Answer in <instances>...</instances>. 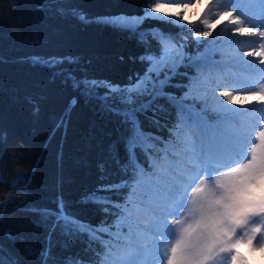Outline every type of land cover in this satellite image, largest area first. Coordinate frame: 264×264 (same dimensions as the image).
I'll return each mask as SVG.
<instances>
[{
  "label": "trees",
  "instance_id": "1",
  "mask_svg": "<svg viewBox=\"0 0 264 264\" xmlns=\"http://www.w3.org/2000/svg\"><path fill=\"white\" fill-rule=\"evenodd\" d=\"M39 3L40 0H0V133L4 136L0 138V216L3 217L0 244L18 257L21 264H41L50 225L41 212L55 208L53 201L62 195L80 220L93 226L106 222L109 227H115L91 245L86 236L69 238L57 230L51 237L54 260L75 257L81 264H110L115 260L111 248H116L119 242L113 232L118 230V221L125 217V208L133 197L149 203L146 182L143 178V183H139L141 177L137 173L131 186L121 185V191L114 197L120 207L112 215H106L95 204L83 203L82 197L101 183L97 168L101 161L107 164L111 181L121 179V172L109 155V146H118L123 159L124 146L117 142L129 134L128 127L121 125L118 118L101 117L84 98L71 112L66 127H59V118L76 93L59 79L53 82L47 69L33 66L28 58L71 55L81 60L79 68L83 71H77V75L87 74L125 85L133 74L145 72L142 56L160 51V45L146 35L149 31L159 29L176 37L173 42L184 49L179 65L182 75L178 79L187 87L178 85L171 90L179 97V103L168 109L165 130L157 132L143 117L141 120L146 132L157 133L171 145H182L185 135L181 109L193 107L212 120L221 116L209 107L203 109L205 100L196 98L193 102L195 96L184 99L183 95L184 91H190L189 85L199 71L198 54L211 46L214 32L211 28V35L196 40V33L208 30L198 18L179 25L161 23V18L170 19L163 15L144 20L145 11L153 3H159L158 0H49L51 7L43 11L38 10ZM72 7L93 20L120 14L138 15L143 17L144 32L135 35L117 30L102 20L82 24L69 13ZM58 8H64L65 14L56 11ZM147 41L151 42L150 46ZM214 56L219 57L220 53ZM184 74L187 79H183ZM28 97L39 102L38 113ZM169 156L177 158L172 148ZM145 171L157 176L147 166ZM8 231L17 238L8 239L5 235Z\"/></svg>",
  "mask_w": 264,
  "mask_h": 264
},
{
  "label": "snow or ice",
  "instance_id": "2",
  "mask_svg": "<svg viewBox=\"0 0 264 264\" xmlns=\"http://www.w3.org/2000/svg\"><path fill=\"white\" fill-rule=\"evenodd\" d=\"M170 3L180 6L177 0H170ZM182 6L184 9L190 7L186 3ZM50 7L49 0H40L38 10L43 11ZM56 11L65 14L64 8H58ZM68 11L82 24L103 20L107 26L117 30L129 31L135 35L144 32L143 20L136 23L133 18H127L123 14L107 18L97 17L93 20L74 7ZM161 13L170 17L168 20L161 18V23L176 25L180 24L179 18L183 15L182 12L168 11L165 4L153 3L151 13L145 11L144 20L153 19L152 14ZM222 15L229 17V22L237 33L257 35L251 28L241 26L244 22L233 18L231 12ZM204 23L208 30L196 33V40L211 35L212 22L206 20ZM146 35L151 36L160 45V51L142 56L140 59L141 63L146 65L145 72L133 74L125 85L114 84L112 81L87 74L77 75V71H83L79 68L81 60L71 55H34L28 58L33 66L47 69L53 82L59 79L62 85L76 93L69 99L64 114L59 118V127H66L70 122L71 112L78 106L81 98H84L85 103L93 104L94 111H97L101 117L118 118L121 125L128 127L129 134L117 142V145L122 143L124 146V158H120L118 146L115 148L109 146V155L120 170L121 179L111 181L107 164L103 161L99 162L97 168L101 173L99 177L101 183L86 192L82 202L95 204L106 215H112L113 210L120 207L114 199L121 191L120 186H131L137 173L141 177L139 183H143L147 166L156 171L155 186L160 185L161 176L168 177L166 186L160 190L156 200L167 194L172 197L167 200L168 204H173L176 196H180L179 208H183L185 203L190 204L186 217L171 222L179 226L178 232L172 231L167 221L168 215H180L178 209H161L165 212L163 225L169 230L166 239H171L172 235L176 237L174 243L165 249L166 264H211L221 254H227L231 264H248L246 256L239 251L241 245L246 246L249 251H264V238H260L264 237V223L256 222V218L264 220V193L255 195L258 187L264 188V130L257 133L258 143L250 148V158L235 167L224 163L218 151L210 152L208 160L199 159L196 154L182 157L179 164L171 160L169 157L171 143L157 133L146 132L141 117L156 128L157 132L165 130L168 123L166 117L170 115L168 109L178 106L179 103V97L171 90L178 85L182 88L187 86L183 84L182 79H178L182 75L179 66L167 52V45L176 37L159 29L149 31ZM259 36L264 37V31L259 32ZM161 41L164 43L161 44ZM141 42L145 40L142 39ZM147 42L150 46L151 42ZM249 55L264 57V44L258 52H250ZM261 63H264V59ZM183 79H187V74L183 75ZM183 95L184 99H188L190 92L186 90ZM219 96L224 97V100H220L213 93L212 99L215 103L212 109L220 113L224 119H229V113L237 112V109H229L227 106L229 104L241 106L250 101L264 102V85L259 91L253 90L251 96L237 94V91H221ZM195 99L196 97H193V102ZM27 100L33 105L34 112L38 113L39 102L32 97H28ZM205 106L207 107V104ZM169 133L171 135L170 130ZM0 138H4L3 133H0ZM141 156L144 157L143 161ZM187 165H191V168L189 169ZM223 168L229 170L222 171ZM189 171L195 172V176L187 182L184 177ZM217 171L221 174L213 179L212 173ZM204 173L206 177L202 178ZM182 182L187 183V188H183L181 195ZM188 188L191 189L190 201L187 196ZM53 202L56 204L55 208L44 209L41 212L43 218L50 221L48 246L41 253V264H81V260L75 257L55 261L51 255L52 235L60 230L62 235L69 238L86 236L91 245L98 237L109 234L111 227L115 225L109 227L106 222H102L101 225L93 226L80 220L70 211L62 195ZM2 222L3 217L0 216V223ZM250 223L255 226L248 228ZM242 229L248 230L241 234ZM5 235L10 240L17 238L10 231ZM160 258L163 261L164 257ZM0 264H21V261L0 244Z\"/></svg>",
  "mask_w": 264,
  "mask_h": 264
},
{
  "label": "rangeland",
  "instance_id": "3",
  "mask_svg": "<svg viewBox=\"0 0 264 264\" xmlns=\"http://www.w3.org/2000/svg\"><path fill=\"white\" fill-rule=\"evenodd\" d=\"M159 3L165 4L170 12L177 11L182 12V14L188 9H192L196 3L195 13L192 10L194 14L188 21L198 18L203 23L206 20L212 22L213 40L211 46L200 52L197 57L200 63L199 71L193 77V83L189 85V96L205 100L207 107L213 111L212 106L215 103L212 99L213 93L220 100H224V97L217 94L218 91H237V94L251 96L253 90H260L261 86L264 85V63H261L264 57L249 55V53L258 52L261 45L264 44V37L259 36V32L264 31V4L261 0H182V3L181 0H177V4H180L179 7L170 3V0H159ZM183 3L189 4L190 7L184 9ZM212 4L216 6V12H206ZM148 12L151 13V9ZM225 12H231L233 18H238L244 22L241 26L251 28L257 35L241 34L239 37L233 38L232 41L227 40L231 33L229 28L235 30V27L228 24V16L222 15ZM152 15H163V13ZM179 19L180 23L188 22L183 21L182 17ZM133 20L139 23L142 18L137 16ZM219 21L221 23L216 26L214 22ZM217 39L220 41L215 43ZM167 51L173 53V57L177 59L179 66L184 57L181 47L171 42L167 45ZM216 52L220 53L219 57L214 56ZM205 105L203 109L207 108ZM227 106L229 109H237V112L229 113V119L221 117L219 119L221 127L219 121H210L192 108L189 110L190 114L182 110L181 123L184 126V145H182L183 148L173 145L171 146L172 150L181 151L183 149L188 156L196 154L202 160H208L210 152L218 151L222 156H234L226 161L222 160L231 167L238 166L240 162H246V159L251 156L250 148L258 143L256 140L257 133L264 130V102L250 101L241 106L231 104ZM203 109L201 110L203 111ZM188 156L182 155L180 158ZM179 161L181 162V160ZM187 167L190 169L191 165H187ZM227 170L229 169H222V171ZM220 174L219 171L213 172V179ZM147 176L146 173L144 177ZM193 176H195V172L189 171L184 180L190 182ZM205 177L206 173L203 174L202 178ZM156 178L157 176L152 177L149 185L145 186L150 202L147 203L138 197H133L129 204L130 207L126 209V217L118 222V230L113 232V235L122 243H119L116 248L119 250L115 252L117 259L110 264H166L165 249L174 243L176 237L172 235L171 239H166L169 230L163 225L165 212L161 209H178L179 216H167L170 229L178 232L179 226L171 222L186 217L190 204L185 203L183 208H179L180 196L175 197L173 204H168L167 200L172 199V197L167 194L156 200L160 190L166 186L168 177L161 176L159 186L154 185ZM198 182L197 180L196 183ZM182 184L181 195L183 188H187V183L182 182ZM187 196L190 201V188L187 190ZM256 222L264 223V220L256 218ZM252 226L255 225L250 223L248 228ZM246 230L248 229L240 230L241 234ZM239 251L246 256L248 264H264V251H249L244 245L239 247ZM161 256L164 257L163 261ZM220 258H223V264H231L227 254H221L211 264H220Z\"/></svg>",
  "mask_w": 264,
  "mask_h": 264
},
{
  "label": "bare ground",
  "instance_id": "4",
  "mask_svg": "<svg viewBox=\"0 0 264 264\" xmlns=\"http://www.w3.org/2000/svg\"><path fill=\"white\" fill-rule=\"evenodd\" d=\"M260 1V0H259ZM262 1V4H264V0H261ZM216 6H214L213 4L212 5H210L209 6V9H207V11L206 12H208V13H210V12H216V8H215ZM195 8H197V5H196V3L194 4V7L191 9H188L186 12H184L183 13V15H182V20L183 21H188L191 17H192V15L195 13ZM192 10L194 11V13H192ZM121 15V14H120ZM125 17H127V18H137V16H126V15H124ZM113 17H115V16H113ZM100 18H102V17H100ZM221 22L219 21V22H214V24L216 25V26H218L219 24H220ZM228 24H231L230 22H228ZM229 31L231 32L229 35H228V39L227 40H229V41H232L233 40V38H235V37H239L241 34L240 33H237L235 30H231L230 28H229ZM182 49V48H181ZM168 52V55L169 56H171L173 59H175L176 60V63H177V59L175 58V57H173V53L171 52V51H167ZM224 91H229V90H224ZM221 91H218V95H219V93H220ZM231 92V91H230ZM219 154H220V152H219ZM232 157H234V156H229V155H225V156H222L221 154H220V158L222 159V160H224V161H226L227 159H231ZM220 264H223V258H220Z\"/></svg>",
  "mask_w": 264,
  "mask_h": 264
},
{
  "label": "clouds",
  "instance_id": "5",
  "mask_svg": "<svg viewBox=\"0 0 264 264\" xmlns=\"http://www.w3.org/2000/svg\"><path fill=\"white\" fill-rule=\"evenodd\" d=\"M262 193H264V188H260V187H258L256 190H255V195H260V194H262Z\"/></svg>",
  "mask_w": 264,
  "mask_h": 264
}]
</instances>
